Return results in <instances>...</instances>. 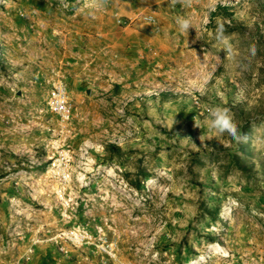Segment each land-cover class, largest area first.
Returning a JSON list of instances; mask_svg holds the SVG:
<instances>
[{
  "label": "rangeland",
  "instance_id": "1",
  "mask_svg": "<svg viewBox=\"0 0 264 264\" xmlns=\"http://www.w3.org/2000/svg\"><path fill=\"white\" fill-rule=\"evenodd\" d=\"M0 264H264V0H0Z\"/></svg>",
  "mask_w": 264,
  "mask_h": 264
},
{
  "label": "clouds",
  "instance_id": "2",
  "mask_svg": "<svg viewBox=\"0 0 264 264\" xmlns=\"http://www.w3.org/2000/svg\"><path fill=\"white\" fill-rule=\"evenodd\" d=\"M215 124L218 126L221 132H228L237 143L240 142L239 131L237 125L233 122L232 117L225 113H218Z\"/></svg>",
  "mask_w": 264,
  "mask_h": 264
},
{
  "label": "built area",
  "instance_id": "3",
  "mask_svg": "<svg viewBox=\"0 0 264 264\" xmlns=\"http://www.w3.org/2000/svg\"><path fill=\"white\" fill-rule=\"evenodd\" d=\"M147 19L151 20V17ZM121 22V20H118ZM50 106L53 111L57 113H65L67 111V99L63 89L61 87L55 88L51 93Z\"/></svg>",
  "mask_w": 264,
  "mask_h": 264
},
{
  "label": "trees",
  "instance_id": "4",
  "mask_svg": "<svg viewBox=\"0 0 264 264\" xmlns=\"http://www.w3.org/2000/svg\"><path fill=\"white\" fill-rule=\"evenodd\" d=\"M227 8L228 7H226V6H224V5H216V9H218V10H220V9H222V10H227ZM217 14V10H213V11H211L210 12V18H213V16H215ZM226 15L225 16H227L228 18L231 16V13H225ZM111 147L114 149V150H116V151H118L119 149H118V147H116V146H114V145H111Z\"/></svg>",
  "mask_w": 264,
  "mask_h": 264
}]
</instances>
